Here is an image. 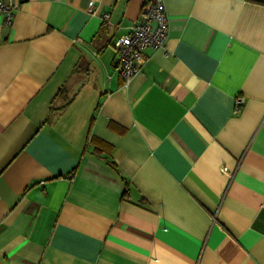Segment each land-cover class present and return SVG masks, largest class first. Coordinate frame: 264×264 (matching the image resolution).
Returning <instances> with one entry per match:
<instances>
[{
    "label": "crops",
    "instance_id": "obj_1",
    "mask_svg": "<svg viewBox=\"0 0 264 264\" xmlns=\"http://www.w3.org/2000/svg\"><path fill=\"white\" fill-rule=\"evenodd\" d=\"M6 1L0 264H264V0H163L126 85L146 0Z\"/></svg>",
    "mask_w": 264,
    "mask_h": 264
},
{
    "label": "built area",
    "instance_id": "obj_2",
    "mask_svg": "<svg viewBox=\"0 0 264 264\" xmlns=\"http://www.w3.org/2000/svg\"><path fill=\"white\" fill-rule=\"evenodd\" d=\"M14 7L15 5L6 0H0V14L6 24L13 19ZM87 9L92 14L97 12L94 0L88 1ZM101 16L104 20L109 17L107 13ZM142 16L141 20L134 22L125 34L113 42L115 60L125 85L142 70L146 60L143 50L162 49L167 39L169 19L163 0H146L142 7ZM241 103L242 97L237 96L236 107L239 108Z\"/></svg>",
    "mask_w": 264,
    "mask_h": 264
}]
</instances>
